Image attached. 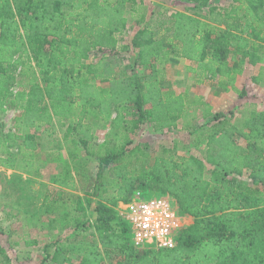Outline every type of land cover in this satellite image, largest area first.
<instances>
[{"label":"trees","instance_id":"obj_1","mask_svg":"<svg viewBox=\"0 0 264 264\" xmlns=\"http://www.w3.org/2000/svg\"><path fill=\"white\" fill-rule=\"evenodd\" d=\"M187 1L199 11L160 12L147 19L141 0H0V111L19 110L12 118L14 131L0 134V166L38 176L43 164L59 161L52 149L37 152L35 136L51 131L56 119L73 146L67 149L71 160H78L80 151L98 159L91 194L106 193L103 186H110L108 198L92 207L97 216L90 221L72 191L75 164L64 162L52 199L45 195L37 210L61 209V223L75 233L74 241L54 242L47 254L53 264H70L71 254L81 256L78 264H102L112 256L116 264H264V109L250 111L236 125L211 112L203 97L164 86L173 56L194 63L190 70L201 78L220 79L222 88L238 71L230 62L235 54L259 63L264 0H231L225 6ZM128 22L142 26L130 44H121ZM242 36L249 37L248 45L236 49ZM130 46L137 50L135 66L147 67L146 73L127 75L120 68V53ZM96 50L105 55L87 63ZM18 78H25L24 84L14 90ZM192 104L202 107L205 119L194 130L186 120ZM108 120L111 142L95 154L92 126ZM143 123L154 131L182 124L181 130L196 132L203 156L164 147L150 161L143 147L131 146V135ZM244 171L251 184L239 180ZM136 191L143 197L167 195L179 212L193 217L173 247L132 245L116 206ZM77 210L80 214L71 213ZM5 252L0 243V257Z\"/></svg>","mask_w":264,"mask_h":264},{"label":"rangeland","instance_id":"obj_2","mask_svg":"<svg viewBox=\"0 0 264 264\" xmlns=\"http://www.w3.org/2000/svg\"><path fill=\"white\" fill-rule=\"evenodd\" d=\"M146 10V18L148 19L152 14L166 12L172 13L175 11H186L188 13L198 12L192 2L187 0H141ZM231 0H211V3L217 6H225ZM205 12V10H204ZM142 24L127 23V27L119 36L120 43L130 44L131 38L135 31L141 27ZM247 36H242V39L236 42V49L245 48L248 45ZM137 50L130 46L129 51L120 53L119 65L127 75H141L148 71L147 67L135 66L134 59ZM104 56L102 51H92L87 63L95 64L98 57ZM231 64L237 68V72L233 78L225 80V87H219L218 78L200 77L197 71L193 72L190 68L195 67V64L189 60L171 57L166 68V82L165 87L172 89L177 93H188L191 97L201 96L208 103L211 112L223 113L225 118H228L232 123L239 125L240 120L244 115L252 110L264 109V53L262 60L256 65H251L246 58L242 57L240 53L235 54L230 59ZM258 77L255 81L253 77ZM201 78V79H200ZM18 78L17 84L13 87L14 90L21 89L24 84ZM200 80V82H199ZM99 83V82H98ZM105 84V82H102ZM190 107L186 113V120L188 124L192 125V130L195 129L198 123H204L205 119L202 117V107L194 105ZM19 112L17 109L3 108L0 111V134L5 136L8 132H13L12 118ZM90 120V119H87ZM182 124H179L177 129L154 131L150 124L143 123L131 135V146L139 145L149 155V160L153 161L157 157L162 148L174 149L178 155L196 154L203 156L204 146L198 144L195 139L196 132L189 133L186 130H181ZM94 139L91 140L90 146L95 150V154H102L104 152V142H111L109 120L105 123H97L92 126ZM51 131H38L35 132L37 152L43 153L47 149H52L54 153H58L60 166L64 162H69L70 165L75 164V167L83 176V182L80 181L82 188V199L85 200L86 213L95 205L97 201H103L109 196L110 186L105 185L107 192L101 193L93 197L92 189L93 183L96 178L98 169V159L95 155H87L85 152H79L78 160H71L68 157L67 149L73 147L68 144L64 139L65 126H61L58 120H54L50 126ZM237 141L244 144V140L237 138ZM10 151H15V147H11ZM40 157V156H39ZM55 165L59 166L57 163ZM59 166V167H60ZM47 167L43 164L41 169ZM56 167H54L55 169ZM40 169V170H41ZM62 169V167H61ZM48 171V169H47ZM54 171L55 175L57 170ZM47 174V173H46ZM62 172L60 173V176ZM52 178H54L52 176ZM52 178H49V185L52 183ZM58 177L53 179L56 180ZM43 180L44 182L40 181ZM239 180L244 183L251 184L248 176V171H244ZM47 178L34 179V175L29 177L24 172L19 170H12L0 166V225L3 232L0 234V243L5 247V256L0 257V264H53L47 259V254L52 252L53 246L47 245L46 242L51 241H74V234L70 230L64 229L60 222L61 213L54 214L51 227L55 229L52 235L41 237L35 235V228L30 226V215L39 214L40 200L44 194V189L48 185ZM47 184V186H46ZM52 188V189H51ZM50 190H53L51 187ZM138 195L143 197L139 191H136L133 196ZM163 195L159 192H151L144 196V198L157 197ZM126 203L119 202L116 206L119 214L124 209ZM29 211V212H27ZM72 214H80V211L73 212ZM97 214V213H96ZM95 214V216H97ZM89 216L92 217V212ZM94 219V218H93ZM188 221H191V219ZM129 226V238L132 240V231ZM33 224V223H31ZM33 227L36 225L33 224ZM38 232V231H37ZM79 237V235H76ZM39 238L40 244L34 245L28 243L32 238ZM75 237V240L77 239ZM36 240V239H34ZM53 242V244H54ZM51 244V243H50ZM72 261L70 264H78L81 256L71 254ZM117 257L112 256L105 259L102 264H116ZM68 264V263H65Z\"/></svg>","mask_w":264,"mask_h":264},{"label":"built area","instance_id":"obj_3","mask_svg":"<svg viewBox=\"0 0 264 264\" xmlns=\"http://www.w3.org/2000/svg\"><path fill=\"white\" fill-rule=\"evenodd\" d=\"M98 51V50H97ZM121 215L130 223L131 243L135 248H171L191 216L179 212L167 195L144 198L135 195L124 205Z\"/></svg>","mask_w":264,"mask_h":264},{"label":"crops","instance_id":"obj_4","mask_svg":"<svg viewBox=\"0 0 264 264\" xmlns=\"http://www.w3.org/2000/svg\"><path fill=\"white\" fill-rule=\"evenodd\" d=\"M55 163H57L58 165L60 164L59 162L46 163L47 164V167L44 168V169H41L40 170V174L38 176L37 175H34V179H37V177H39V178H41V177L42 178H47L48 181H46V182H48V185H49V181H50L49 178L50 177L51 178H52V176L54 178L55 177H60V173L62 172V169H61L62 166L59 165L60 166L59 167V166L55 165ZM73 165H71V166H73ZM54 167H56V168L54 169ZM47 169H48V171H47ZM51 170H57L56 173H58V172L59 173L56 176L55 173H54V171L52 173H50ZM72 173H73V184H74V190H72V191H73L74 194H77L80 197V199H81L80 205H83L84 204V205L87 206V203H85V200L82 199V191H83L82 188H83V186L80 185V181L83 182L84 178L81 175V172H79V170H77V169L76 170L75 169H72ZM29 177H31V176L29 175ZM54 178H52L51 185L47 186V184H46L47 188L44 189V194H43V196H42V198L40 200V203H41L42 199L44 198V196L47 195V194H51L50 199H52V195H53L52 193L54 192V190H56L58 188V185H56L54 183V181H53ZM40 181L44 182L41 179H40ZM51 187H53V190L52 191L50 190ZM66 189L67 188L64 187V190H66ZM80 209L82 210L83 209V206ZM84 210L86 211V207L84 208ZM58 212L61 213L62 210L60 209ZM58 212L51 211V212H46L44 214H41L40 213L38 215L37 214H34V215L31 214L29 216L30 217V222L33 223L34 225H36V227H33V224L30 223V226L32 228H35V230L38 231V232L36 231V234H35L36 236L39 235L41 237H44L45 235L46 236H48L50 234L52 235V233H53V231L55 229H53V227H51V222H53V219H54L53 216H54V214H57ZM73 212H76V211H71V213H73ZM90 212H92V217L93 218L96 217L95 216L96 212L93 210V208L88 211L87 219H89L90 221H92L93 218H91L89 216ZM190 219H191V221H190V223H191L193 221V217H191ZM60 222H61V217H60ZM62 226L64 227V225H62ZM64 229L70 230L68 228H64ZM32 239H33L32 241H35V243H32V244H34V245H39L40 244V241H39V238L38 237H36V238L34 237ZM34 239H36V240H34ZM53 242L54 241L49 240L46 243H47V245L49 244L50 246H52L53 245Z\"/></svg>","mask_w":264,"mask_h":264}]
</instances>
